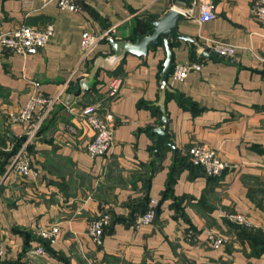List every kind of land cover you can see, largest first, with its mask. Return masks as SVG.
<instances>
[{
    "label": "crops",
    "instance_id": "obj_1",
    "mask_svg": "<svg viewBox=\"0 0 264 264\" xmlns=\"http://www.w3.org/2000/svg\"><path fill=\"white\" fill-rule=\"evenodd\" d=\"M196 1L179 31L201 48L180 41L172 49L174 66L203 65L183 80L169 77L174 93L167 96L163 129L171 145L156 153L151 128L163 116L156 106L163 50L158 47L146 60L128 54L113 73L100 71L96 84L78 93L92 66L81 63L82 33L134 40L150 28L141 16L158 17L192 1L80 0L72 11L61 9L57 0H0V33L21 25L53 26V36L35 53L12 52L0 40L3 259L12 264H264V252L252 253L238 224L228 219L240 214L251 230L264 235V26L250 12L252 0H205L216 17L204 23L197 20L201 0ZM209 38L232 46L236 60L201 53ZM109 53L104 39L93 59ZM116 76L122 79L120 92L110 99L108 85ZM70 77L75 87L50 112L30 151L38 176L9 172V152L25 131V124L10 116L35 92L53 96ZM69 93L74 98L67 105ZM74 103H96L101 112L113 114V144L105 155L92 158L85 152L92 131L68 112ZM195 143L213 148L227 163L220 177L185 164ZM150 200L157 202L155 219L136 228L134 217ZM107 211L113 221L96 244L88 226ZM49 230L52 239L39 236ZM210 234L223 243L213 247ZM36 245L44 254L30 257L26 251Z\"/></svg>",
    "mask_w": 264,
    "mask_h": 264
},
{
    "label": "built area",
    "instance_id": "obj_2",
    "mask_svg": "<svg viewBox=\"0 0 264 264\" xmlns=\"http://www.w3.org/2000/svg\"><path fill=\"white\" fill-rule=\"evenodd\" d=\"M80 0H57L61 9H69L77 11ZM174 1V0H171ZM197 4L193 0L191 5L185 9H181L187 16L194 11ZM250 12L258 22L264 26V0H252L250 4ZM216 17L213 4L209 1H200V8L197 20L200 23L208 22ZM53 36V26L47 25L43 29L34 26L21 25L20 27L5 33H0L2 45L12 52L23 55L37 52ZM108 36V32L102 34H93L88 31L82 33L80 44L81 63L92 65L94 49L99 41ZM201 53L209 52L217 57H223L231 61H235V50L232 46L219 42L218 40L207 39L201 49ZM264 60V59H263ZM203 63L189 62L176 64L170 74L173 80H183L188 73L192 71H200ZM78 69V68H76ZM76 70H74L75 74ZM73 74V75H74ZM72 75V77H73ZM68 78L53 96H47L38 91L32 94L27 100L25 106L14 115L11 119L14 122H22L25 124L24 136L25 140L13 156L9 164V172L20 176H38V170H35L31 163V156L27 151V147L36 144L39 131L49 116L58 105L64 103V95L68 90L71 78ZM122 84L120 77H114L108 85L107 97L110 99L118 96ZM36 86H38L36 84ZM68 112L77 121L84 122L92 131L91 139L84 145L85 152L92 158L105 155L113 144L112 131L114 127V116L110 112H101L100 107L96 103H74L67 107ZM70 130L75 132V128L69 126ZM189 156L192 164L201 168L204 173L212 177H220L227 168V163L218 155L216 150L202 143H195L189 149ZM156 200H150L146 211L137 214L134 220V226L139 228L144 224H150L156 216ZM232 222L241 224L247 223L245 218L239 214L229 215ZM111 217L108 212L102 213L96 220L90 222L88 226V235L96 244H101L104 235V228L110 224ZM249 223V222H248ZM39 236L43 239H52L54 233L49 231H41ZM215 237V236H214ZM213 234L209 235L210 243L215 247L221 243V240L214 239ZM44 248L41 245L31 246L26 252L32 256L44 254ZM3 251L0 248V264H10L2 257Z\"/></svg>",
    "mask_w": 264,
    "mask_h": 264
},
{
    "label": "water",
    "instance_id": "obj_3",
    "mask_svg": "<svg viewBox=\"0 0 264 264\" xmlns=\"http://www.w3.org/2000/svg\"><path fill=\"white\" fill-rule=\"evenodd\" d=\"M178 1L185 4L193 0ZM187 18L188 16L182 12L180 8L171 6L158 17H152L149 15L141 16L140 20L149 24L150 28L146 33L137 35L134 40L116 39L113 35L106 36L105 40L110 45L111 53L107 55H98L93 59L88 75L80 79L77 89V92L79 93L81 88L88 90L93 87L97 82V75L100 71L113 73L124 62L128 54L146 60L150 52H155L156 49L160 47L164 52V60L159 72L160 97L156 106L160 108L163 116L159 122V126L157 128H151V131L156 134L154 139V149L156 153L160 151L163 144L171 145L163 126L167 122V96L169 93H174V90L169 84V77L174 67V53L172 46L180 41H185L189 44H196L198 49L201 48L194 38L179 31V22ZM203 54L210 56L208 52H203ZM73 98V94H67L65 97V103L69 105Z\"/></svg>",
    "mask_w": 264,
    "mask_h": 264
},
{
    "label": "trees",
    "instance_id": "obj_4",
    "mask_svg": "<svg viewBox=\"0 0 264 264\" xmlns=\"http://www.w3.org/2000/svg\"><path fill=\"white\" fill-rule=\"evenodd\" d=\"M216 57H217V56H216ZM218 58H221V59H224V60H229V59H226V58H223V57H218ZM229 61H231V60H229ZM232 62H233V61H232ZM74 87H75V81H73V82L70 84L68 90H69L70 88H74ZM170 94H172V93H169L168 95H170ZM172 95H173V94H172ZM59 106H60V105H58L54 110H56L57 108H59ZM44 123H45V122H44ZM42 127H43V125H42ZM42 127H41V129H42ZM41 129H40V131H39V136L41 135ZM24 140H25V136L23 135V136H21L20 138H18V139H16V140L14 141V143H13V145H12V148H11V150H10V152H9V155H8V157H9V159H10V160H9V163H10V161L12 160L13 156L17 153V151H18V150L20 149V147L22 146ZM33 145H34V144L29 145V146L27 147V151H28V153L30 154V156H32L30 151H31V149L33 148ZM8 157H7V160H8ZM187 158H188V160L185 162L186 165H188V166L191 167L192 169L200 170L203 174H205L204 171H203L201 168L196 167V166H194V165L192 164V162H191V160H190V156H189V151H188V156H187ZM205 175H206V174H205ZM207 176H208V175H207ZM208 177H212V176H208ZM147 206H148V204H146L145 209H143V211H141L140 213H143L144 211H146ZM140 213H139V214H140ZM134 219H135V217H134ZM112 221H113V217H112V220H111V222H110V225L112 224ZM110 225H108V226H106V227L104 228V234H105V232H107V230H108V228L110 227ZM237 227H238L239 236H240L241 238H245L246 240L249 241V243H250V245H251L252 253H254L255 255H258V254L264 252V235H262L260 232H256V231L254 232L253 230H251L249 227L245 226L244 224H238ZM10 264H12V263L10 262Z\"/></svg>",
    "mask_w": 264,
    "mask_h": 264
},
{
    "label": "rangeland",
    "instance_id": "obj_5",
    "mask_svg": "<svg viewBox=\"0 0 264 264\" xmlns=\"http://www.w3.org/2000/svg\"><path fill=\"white\" fill-rule=\"evenodd\" d=\"M109 214H110V217H111V220H112V214H111V212L110 211H107ZM105 213V212H104ZM240 215V214H239ZM242 216V215H241ZM100 217V216H99ZM136 217V216H135ZM244 217V216H243ZM245 218V217H244ZM97 219V218H96ZM96 219H94V220H96ZM228 219H229V215H228ZM135 220V219H134ZM230 220V219H229ZM245 220H247L246 218H245ZM93 221V220H92ZM111 222V221H110ZM247 223H245L244 225L245 226H250L249 225V223H248V221H246ZM234 223H236V224H241V223H237V222H234ZM110 225V224H109ZM215 236V237H214ZM213 237H214V239H216V240H221V243L218 245V246H220L222 243H223V241H224V239L222 238V237H220V236H216V235H214L213 234ZM103 238V237H102ZM50 240V239H49ZM211 245H212V243H211ZM213 246V245H212ZM218 246H216V247H218ZM213 247H215V245L213 246ZM3 251V250H2ZM2 256H3V254H2ZM5 260V259H4ZM9 262V261H8ZM10 263V262H9Z\"/></svg>",
    "mask_w": 264,
    "mask_h": 264
}]
</instances>
